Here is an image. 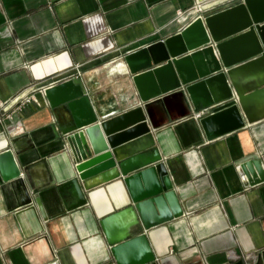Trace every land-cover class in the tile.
<instances>
[{
    "label": "crops",
    "instance_id": "obj_1",
    "mask_svg": "<svg viewBox=\"0 0 264 264\" xmlns=\"http://www.w3.org/2000/svg\"><path fill=\"white\" fill-rule=\"evenodd\" d=\"M239 2L0 0V101L34 98L4 114L11 118L0 123V152L17 140L23 164L44 158L55 184L68 180L62 146L50 141L44 89L78 77L99 117L130 111L141 102L125 56L175 34L196 11L210 15ZM236 81L245 93L258 89L247 107L256 121L244 117L242 128L212 140L202 116L194 117L201 111L192 112L179 93L144 110L183 210L146 233L157 264H229L264 250V183L247 184L240 169L264 155L263 64L239 71ZM39 195L45 221L37 209L9 211L0 192V264H115L100 221L128 206L122 186H100L86 205L65 213L56 185Z\"/></svg>",
    "mask_w": 264,
    "mask_h": 264
},
{
    "label": "water",
    "instance_id": "obj_2",
    "mask_svg": "<svg viewBox=\"0 0 264 264\" xmlns=\"http://www.w3.org/2000/svg\"><path fill=\"white\" fill-rule=\"evenodd\" d=\"M206 1L194 0V5ZM124 60L140 105L104 118L95 113L80 78L45 88L53 117L48 124L50 141L61 144L71 176L55 184L47 160L23 164V151L12 140L0 152V192L9 211L37 209L45 221L39 193L50 186L56 185L65 213L86 205L90 191L118 184L128 206L100 221L115 264H157L146 233L181 218L183 210L144 110L152 101L179 93L192 112L201 111L199 124L208 140L242 128L244 117L256 121L247 107L259 91L243 92L236 78L249 66H264V0H240L210 15L196 11L181 30ZM147 150L150 157L142 153ZM240 169L247 184L264 183V155L241 163ZM37 170L50 181H42ZM63 198L74 202L67 205ZM229 264H264V250L255 258Z\"/></svg>",
    "mask_w": 264,
    "mask_h": 264
},
{
    "label": "built area",
    "instance_id": "obj_3",
    "mask_svg": "<svg viewBox=\"0 0 264 264\" xmlns=\"http://www.w3.org/2000/svg\"><path fill=\"white\" fill-rule=\"evenodd\" d=\"M34 100L33 96H24L20 98H15L11 103L7 102H1L0 101V123L4 122L5 119H10L11 116L10 114H7L4 117V114L7 113L9 109H14V110H19L22 108L24 105L29 104ZM201 116L200 113L196 114L194 117L196 119H199Z\"/></svg>",
    "mask_w": 264,
    "mask_h": 264
}]
</instances>
